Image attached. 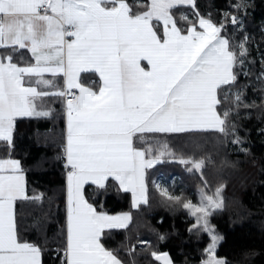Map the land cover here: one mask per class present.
<instances>
[{
  "label": "snow or ice",
  "instance_id": "snow-or-ice-1",
  "mask_svg": "<svg viewBox=\"0 0 264 264\" xmlns=\"http://www.w3.org/2000/svg\"><path fill=\"white\" fill-rule=\"evenodd\" d=\"M251 7L252 0H228L214 16L197 0H0V141L14 146L18 118L63 111L66 201L59 243L49 249L53 264H136L106 243L112 230L128 240L132 211L109 213L102 198L115 188L139 210L149 203L146 170L168 156L200 172L204 187L193 203L157 184L161 203L182 204L195 221L188 231L207 236L199 264H228L210 219L224 206L225 184L212 190L203 176L211 158L177 156L168 140L190 137L200 147L214 137L225 152L221 170L241 163L230 147L250 154L240 121L255 111L264 122V23L257 42L247 31ZM43 198L29 197L19 159L0 157V264H44L47 229L36 217L38 238L25 239L16 214L18 201L42 207ZM146 245L138 240L145 252ZM150 254L175 264L168 251Z\"/></svg>",
  "mask_w": 264,
  "mask_h": 264
},
{
  "label": "trees",
  "instance_id": "trees-1",
  "mask_svg": "<svg viewBox=\"0 0 264 264\" xmlns=\"http://www.w3.org/2000/svg\"><path fill=\"white\" fill-rule=\"evenodd\" d=\"M228 0H197L199 8L204 12H212L215 16L217 8H222ZM249 8L247 31L255 34L260 41V26L264 23V0H252ZM256 44L252 45L253 55H256ZM264 50V47L261 48ZM21 53L30 58L27 50ZM259 69L257 63L254 70ZM86 79L97 81L92 74ZM251 97L252 93H248ZM253 111L250 118L240 121V135L246 137L245 146L250 149L248 156L239 155L230 147L228 156L241 163L235 169L220 168V160L225 152L215 144L214 137L201 138L197 147L190 137H172L169 145L177 156L183 154L195 158H211L206 163L203 176L212 190L223 182L224 206L216 210L210 217L217 232L223 237L218 246V255L228 260V264H264V135H259L258 128L264 127V122L257 118ZM64 119L62 108L57 105L51 118H18L14 146L7 147L0 141V157L11 155L19 159L25 170L26 186L29 197L43 194L42 207L30 202H17L16 214L21 235L25 239L36 240L37 232L33 230L36 217H39L41 228L47 229L49 243L43 254L44 264H53V255L49 250L59 243L61 227L65 215V174L62 161V140L64 134ZM187 167L172 156L165 157L162 162L146 171L145 181L149 203L141 205L139 210L131 209L130 193L117 192L110 188L102 198L104 208L109 213L132 211L134 220L130 225L125 241L123 230H112L106 243L109 248L119 251L125 260L135 259L136 264H160L151 257L152 250L168 251L175 264H199L202 248L208 242L205 234L188 231L194 218L190 216L183 205H165L157 192L154 180L162 174L168 179L176 177L168 187L169 191L181 193L193 203L199 202L198 190L204 187L201 173L189 171ZM156 233L166 234L164 242H158ZM138 240L148 242V251L138 246ZM127 245V248L124 247ZM132 249L129 253L127 249Z\"/></svg>",
  "mask_w": 264,
  "mask_h": 264
},
{
  "label": "rangeland",
  "instance_id": "rangeland-1",
  "mask_svg": "<svg viewBox=\"0 0 264 264\" xmlns=\"http://www.w3.org/2000/svg\"><path fill=\"white\" fill-rule=\"evenodd\" d=\"M154 166H156V165H154ZM175 179H176V177H174V176L171 179H168L165 176H163L162 174H159L154 180L155 188H156L157 184L168 188L169 186H171L174 183Z\"/></svg>",
  "mask_w": 264,
  "mask_h": 264
},
{
  "label": "crops",
  "instance_id": "crops-1",
  "mask_svg": "<svg viewBox=\"0 0 264 264\" xmlns=\"http://www.w3.org/2000/svg\"><path fill=\"white\" fill-rule=\"evenodd\" d=\"M24 50H26V49H24ZM144 63H146V61L144 62ZM92 75H94L95 76V78L97 79V81H98V76L97 75H95V74H92ZM148 170V169H147ZM146 170V171H147ZM145 176H146V174H145ZM131 195V194H130Z\"/></svg>",
  "mask_w": 264,
  "mask_h": 264
}]
</instances>
